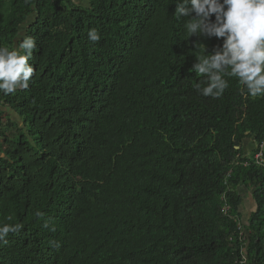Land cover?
I'll use <instances>...</instances> for the list:
<instances>
[{"label": "trees", "instance_id": "16d2710c", "mask_svg": "<svg viewBox=\"0 0 264 264\" xmlns=\"http://www.w3.org/2000/svg\"><path fill=\"white\" fill-rule=\"evenodd\" d=\"M179 2L0 0V44H37L29 88L0 94V223L23 225L0 264H264V98L194 90L216 40Z\"/></svg>", "mask_w": 264, "mask_h": 264}, {"label": "clouds", "instance_id": "9594fccd", "mask_svg": "<svg viewBox=\"0 0 264 264\" xmlns=\"http://www.w3.org/2000/svg\"><path fill=\"white\" fill-rule=\"evenodd\" d=\"M173 15L177 20L186 18L183 29L189 38L216 40L210 52L205 44L196 43L204 48V54L190 68L202 77L193 85L199 95L219 99L228 89L229 80L234 79L242 93L264 98V0H180ZM87 36L93 43L100 40L94 28ZM36 50L33 36L21 38L18 34L11 47L0 44V94L29 88L36 75L30 62ZM35 216L43 219L44 214L37 211ZM7 219L12 220V216ZM43 226L48 228V222ZM22 228L21 223H0V246L9 243L10 233L17 234ZM54 246L58 247V242Z\"/></svg>", "mask_w": 264, "mask_h": 264}, {"label": "rangeland", "instance_id": "374dc122", "mask_svg": "<svg viewBox=\"0 0 264 264\" xmlns=\"http://www.w3.org/2000/svg\"><path fill=\"white\" fill-rule=\"evenodd\" d=\"M74 1L84 6L87 4V0H74ZM252 141H253L252 139L244 140L243 145L245 146L246 153L250 154V152L255 149V144ZM239 192L241 195L244 196V202L242 206L243 208H242L241 213H242V216H246L248 215L250 209L252 208V204L250 201V192L245 191L244 189H239Z\"/></svg>", "mask_w": 264, "mask_h": 264}, {"label": "water", "instance_id": "95a60500", "mask_svg": "<svg viewBox=\"0 0 264 264\" xmlns=\"http://www.w3.org/2000/svg\"><path fill=\"white\" fill-rule=\"evenodd\" d=\"M0 110H2V111H6L7 109L5 108V109H3V108H0ZM6 112H11L10 110H8V111H6ZM14 115V114H13Z\"/></svg>", "mask_w": 264, "mask_h": 264}]
</instances>
